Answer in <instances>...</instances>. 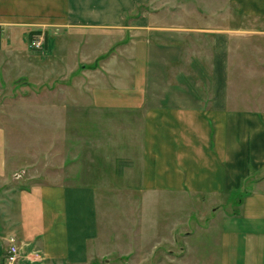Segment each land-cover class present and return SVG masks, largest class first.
<instances>
[{
	"label": "crops",
	"instance_id": "0c3cea01",
	"mask_svg": "<svg viewBox=\"0 0 264 264\" xmlns=\"http://www.w3.org/2000/svg\"><path fill=\"white\" fill-rule=\"evenodd\" d=\"M190 1L125 24L151 0H0L2 75L53 78L52 107L142 194L101 226L97 181L16 192L0 128V264L9 237L17 264H264V0Z\"/></svg>",
	"mask_w": 264,
	"mask_h": 264
},
{
	"label": "rangeland",
	"instance_id": "374dc122",
	"mask_svg": "<svg viewBox=\"0 0 264 264\" xmlns=\"http://www.w3.org/2000/svg\"><path fill=\"white\" fill-rule=\"evenodd\" d=\"M178 1L151 0L149 5L138 7L127 17L125 24L145 12L161 14L162 10H177ZM196 1H190V4L197 6ZM217 8L218 24L225 25L224 6L219 4ZM250 26L264 27V24ZM37 38L44 39L42 35L32 37L33 40ZM30 43L29 50L44 52V47L33 50ZM20 72L23 70L13 66L9 74L2 75L0 69V128L4 131L9 178L17 182L13 186L15 191L36 183L78 185L84 180L89 183L97 181L106 186L95 189L100 224L105 225L104 218L107 217L119 226L121 215L136 212L135 202L142 197L140 189L130 187L138 182V173L131 170V173H123L121 170L115 174L112 164L106 165L103 159L99 162L97 144L86 140L87 133L77 122L79 119L65 107H52L62 105L56 94L50 92L57 87L52 84L53 78L32 71L19 76ZM13 173L15 175L11 176ZM245 189L248 191L247 187ZM236 196L229 198V211L234 208ZM96 258L94 264H104V260ZM105 259L119 264L115 254L107 255Z\"/></svg>",
	"mask_w": 264,
	"mask_h": 264
},
{
	"label": "built area",
	"instance_id": "2783aa9c",
	"mask_svg": "<svg viewBox=\"0 0 264 264\" xmlns=\"http://www.w3.org/2000/svg\"><path fill=\"white\" fill-rule=\"evenodd\" d=\"M30 47L33 50H42L43 48V40L41 38H37L31 41ZM19 177V175H17ZM8 250L5 256V264H17L18 259L20 258V250L19 247L13 237L8 238Z\"/></svg>",
	"mask_w": 264,
	"mask_h": 264
},
{
	"label": "trees",
	"instance_id": "16d2710c",
	"mask_svg": "<svg viewBox=\"0 0 264 264\" xmlns=\"http://www.w3.org/2000/svg\"><path fill=\"white\" fill-rule=\"evenodd\" d=\"M34 35H40V33H39V32H31V33L29 34V41H32V40H33L32 37H33Z\"/></svg>",
	"mask_w": 264,
	"mask_h": 264
}]
</instances>
